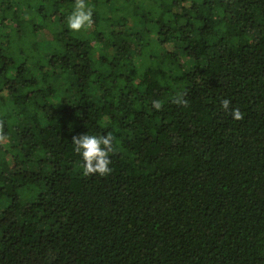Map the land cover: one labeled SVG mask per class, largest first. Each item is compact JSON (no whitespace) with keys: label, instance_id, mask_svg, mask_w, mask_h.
Listing matches in <instances>:
<instances>
[{"label":"trees","instance_id":"1","mask_svg":"<svg viewBox=\"0 0 264 264\" xmlns=\"http://www.w3.org/2000/svg\"><path fill=\"white\" fill-rule=\"evenodd\" d=\"M85 2L0 0V264H264V0Z\"/></svg>","mask_w":264,"mask_h":264},{"label":"clouds","instance_id":"2","mask_svg":"<svg viewBox=\"0 0 264 264\" xmlns=\"http://www.w3.org/2000/svg\"><path fill=\"white\" fill-rule=\"evenodd\" d=\"M92 23V13L87 7L85 0H75L73 10L66 17L67 28L78 33L82 29L90 26ZM154 107L159 108V103H154ZM223 107H229V101H223ZM233 119L239 120L241 113L237 109L232 111ZM72 143L74 151L78 153L84 175H99L104 177L112 169L110 153L114 150L113 138L108 135L82 134L79 137H73Z\"/></svg>","mask_w":264,"mask_h":264}]
</instances>
